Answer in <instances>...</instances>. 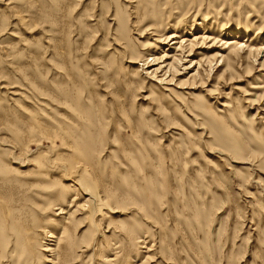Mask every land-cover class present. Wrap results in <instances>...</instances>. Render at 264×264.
Listing matches in <instances>:
<instances>
[{
    "label": "rangeland",
    "instance_id": "374dc122",
    "mask_svg": "<svg viewBox=\"0 0 264 264\" xmlns=\"http://www.w3.org/2000/svg\"><path fill=\"white\" fill-rule=\"evenodd\" d=\"M126 1L111 0L123 19L114 29L126 30L129 53L159 56L165 45L135 35ZM149 1L140 12H163L167 33L203 25L220 41L248 29L239 41L264 43V0ZM108 2L0 0V218L27 217L42 245L68 229L71 243L89 244L76 264H142L150 246V264H264V69L225 77L216 92L221 71L197 90L160 87L112 43ZM208 47L193 60L222 45ZM80 159L110 207L98 231L85 213L64 222L57 207L44 211Z\"/></svg>",
    "mask_w": 264,
    "mask_h": 264
},
{
    "label": "bare ground",
    "instance_id": "6f19581e",
    "mask_svg": "<svg viewBox=\"0 0 264 264\" xmlns=\"http://www.w3.org/2000/svg\"><path fill=\"white\" fill-rule=\"evenodd\" d=\"M107 1L109 2L105 18H108V21L112 22L108 23L107 27L108 33L110 30L112 43L120 49L124 59H128L127 64L137 65L138 70L144 75V79L160 87L165 85L173 86V88L182 91L197 90L201 86L208 84L210 80H213V75H217L221 71L220 75L217 76L216 86L213 88L214 92H216V87L221 84L220 81H223L225 77H229L230 81H233L236 78L234 74L242 70H246L250 74L256 71L257 67L259 70L264 69L263 37L256 41L254 39L239 41L249 35L250 31L248 29L243 30L242 33L239 30L226 29L225 32L222 31V36H226L227 40L217 41V38L211 37L210 32H214L210 31L211 29H205L203 25L198 29L195 28L194 30L197 33L192 36L187 34V28H179L176 25H173L172 31L167 33L163 27L164 13L159 14L154 10L152 19H144L148 11L140 12V0H127L125 2L128 4L127 8L129 14L132 16L129 22L130 27L135 29V35L139 39H146L149 36L150 39L145 40V42L153 40V37H158L154 42L165 45V48L162 49L159 56L155 54L145 55L138 52L136 55L131 54L125 41L126 30L114 29L115 26L123 22L119 10L113 9L110 12V6L113 4H111V0ZM116 2H119V0H116ZM149 2L155 4L153 0ZM109 17L111 18L109 19ZM20 19L24 24L23 19ZM141 24L144 27L143 25L140 27ZM190 27L193 28L194 24L190 25ZM150 31L152 34H149ZM259 33V30L256 31L254 38ZM181 34H185V36L181 37ZM221 41H224V43ZM220 43L224 47L223 49H221L222 47H218V52L193 60V57L202 55L201 51L206 49L207 45L210 46L207 48L210 50V48ZM142 47L141 52H147L149 49L148 45H143ZM225 50H230V52L226 55L221 54ZM211 52L212 50L209 53ZM186 74H188V77L185 80H180L181 76H185ZM162 90L168 92L166 89ZM219 106L224 111L230 108L226 103H221ZM262 113H264V110ZM210 114L212 113L210 112ZM81 161L80 159L79 161L69 162V165L66 167V169L70 170V173L67 175L68 186L62 188L64 192L62 194L54 191L56 202L50 203L49 209H45L44 211L57 207L59 214L68 215L67 219H63L64 222L70 221L69 219L75 214L85 213L90 224L98 231L101 227V220L99 218L102 217L103 211L110 207L108 206V201L98 196L96 192L95 179L93 178L95 169L90 165V162L89 164H85ZM60 199L63 200L61 204L59 203ZM67 199H69V204L67 203ZM65 210L71 212L68 214L67 211L64 212ZM39 233L38 237L40 238ZM67 233L68 229L64 227L61 228L59 236L47 232L46 235L52 241H50V245H42L38 242L36 226L32 221H29L25 216L19 215L17 212L13 214L10 212L8 216L3 213L0 218V238L3 236L2 241L0 239V260L2 261L0 264L6 262L7 264H39L37 255L40 252L48 254L50 264H76L79 258L77 253L81 254L88 250L89 244L87 242L82 243L84 245L80 244L76 246L74 243H71V239L69 240ZM7 236H11L14 239L13 244L3 243ZM140 243L146 244L145 240ZM10 246H12V250H9ZM144 249H146V255L142 264L153 263L157 256L154 254L152 246L144 247ZM117 258L115 257L110 262H115Z\"/></svg>",
    "mask_w": 264,
    "mask_h": 264
}]
</instances>
